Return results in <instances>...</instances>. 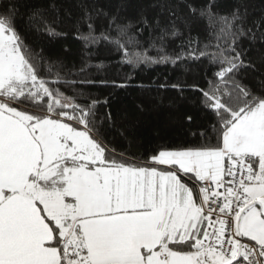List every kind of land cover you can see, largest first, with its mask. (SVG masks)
<instances>
[{
	"label": "snow or ice",
	"instance_id": "6c2138e0",
	"mask_svg": "<svg viewBox=\"0 0 264 264\" xmlns=\"http://www.w3.org/2000/svg\"><path fill=\"white\" fill-rule=\"evenodd\" d=\"M212 7L200 14L219 23L228 47L210 53L189 40L187 53L181 45L160 59L219 65L201 90L216 142L163 146L146 164L106 150L92 105L60 91L59 72L46 79L15 30V9L0 13V264H264V92L237 79L239 10L217 16ZM88 28L86 44L115 43L130 63L153 60L125 47L137 43L128 26L115 25L118 37Z\"/></svg>",
	"mask_w": 264,
	"mask_h": 264
},
{
	"label": "trees",
	"instance_id": "16d2710c",
	"mask_svg": "<svg viewBox=\"0 0 264 264\" xmlns=\"http://www.w3.org/2000/svg\"><path fill=\"white\" fill-rule=\"evenodd\" d=\"M209 4L217 16L239 10L238 23L246 34L237 37V51L245 62L237 79L261 94L264 0H0V13L15 9V30L41 61V74L56 82L59 72L62 80L55 86L77 104L92 105L94 131L106 150L117 159L146 164L163 146L175 149L216 142L217 117L201 90L208 91L210 82L218 79L219 65L187 55L175 63L160 59L175 58L181 45L187 53L189 40L200 50L210 45V53L218 50L217 45L228 47L229 37L217 39L219 23L210 25L200 14ZM89 23L97 36L108 32L118 37L115 25L128 26V36L137 43L125 47L129 52H146L153 60L130 63L115 43L86 44L79 37L88 33ZM47 25L55 34L46 31ZM174 30L177 36H172Z\"/></svg>",
	"mask_w": 264,
	"mask_h": 264
},
{
	"label": "crops",
	"instance_id": "0c3cea01",
	"mask_svg": "<svg viewBox=\"0 0 264 264\" xmlns=\"http://www.w3.org/2000/svg\"><path fill=\"white\" fill-rule=\"evenodd\" d=\"M181 179L183 180V177H181ZM191 186V185H190Z\"/></svg>",
	"mask_w": 264,
	"mask_h": 264
}]
</instances>
